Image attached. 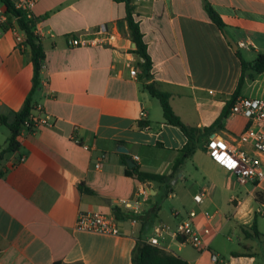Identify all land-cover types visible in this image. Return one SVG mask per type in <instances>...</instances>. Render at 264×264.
<instances>
[{"label": "crops", "instance_id": "crops-1", "mask_svg": "<svg viewBox=\"0 0 264 264\" xmlns=\"http://www.w3.org/2000/svg\"><path fill=\"white\" fill-rule=\"evenodd\" d=\"M205 3L218 12L224 28L210 19ZM133 4L152 60L149 80L141 77L132 53L124 3L36 0L32 15L44 67L31 105L42 104L52 115V125L23 127L18 149L0 163L4 171L0 264H132L139 222L132 225L119 219L118 234L75 228L79 211L113 213L119 198L137 199L140 214L149 212L144 240L156 224L174 226L194 210L197 229L211 227L210 233H202L205 248L199 250L167 234L159 239L164 249L191 264H264V244L260 247L258 239L245 238L242 231L254 219L259 231L264 178L239 182L205 148L214 134L226 141L238 135L246 118L227 116L220 129L202 137L194 154L173 174L187 138L180 128L163 121L159 101L143 88L144 83L155 82L169 93L171 107L184 123L210 125L236 89L241 60L251 62L257 53H264V0H134ZM102 23L115 34L112 45L70 43L84 29ZM12 27H17L16 19L7 13L0 39V117L7 121L22 108L33 77L30 50L19 47ZM239 42L248 46L238 47ZM242 88L239 97L264 99V72L246 78ZM142 110L144 116L139 115ZM7 137L8 128L0 124V151ZM128 159L144 171L173 174L167 197L183 210L173 208L160 217L155 205L164 197L165 185L126 175ZM81 183L93 193L82 191ZM204 190L202 201L196 203L193 196ZM211 205L212 214L205 211ZM220 211L217 228L212 222ZM229 223L230 231L240 232L237 243H223L217 237ZM211 254L218 261L211 260Z\"/></svg>", "mask_w": 264, "mask_h": 264}, {"label": "built area", "instance_id": "built-area-1", "mask_svg": "<svg viewBox=\"0 0 264 264\" xmlns=\"http://www.w3.org/2000/svg\"><path fill=\"white\" fill-rule=\"evenodd\" d=\"M15 9L22 11L26 18L32 19V9L36 0H10ZM5 5L0 0V39L3 34L2 25L6 22ZM16 19V17H15ZM14 38L19 47H25L24 33L17 26L11 29ZM34 32L37 31L34 28ZM115 34L105 23L98 25L96 28H86L80 34L73 37L70 43L73 46H93L98 44L112 45ZM245 42H239L238 47H247ZM44 63H42V69ZM41 69V70H42ZM136 70L131 69V74L136 75ZM240 114L246 118L244 129L236 136L226 141L220 135H213L205 142V148L208 155L213 161L222 165L226 170L236 174L239 182H257L264 178V99L238 97L231 106L228 116ZM140 116H144L145 112H139ZM52 115L47 112L42 104H36L30 111L24 122V127L33 130L40 126H51ZM138 157L135 156V159ZM24 157H20L22 161ZM144 192V191H142ZM205 190L195 194L193 200L196 203L202 201ZM114 208H123L132 217L127 220L135 225L138 218L135 215L140 214L139 201L137 199L130 200L119 198L114 201ZM175 214H177L175 212ZM196 216L194 210H190L186 217L178 221L174 226L167 223H159L153 227V233L146 239L150 244L161 246L160 238L164 235H170L181 243H187L201 250L205 248L202 239V233L211 232V227L206 225L202 232L199 231L193 221ZM206 218L211 220L212 216L206 214ZM119 219L113 213H101L93 211H79L75 222V228L85 231L118 234ZM162 247V246H161ZM211 260L218 261L216 254H211Z\"/></svg>", "mask_w": 264, "mask_h": 264}, {"label": "trees", "instance_id": "trees-1", "mask_svg": "<svg viewBox=\"0 0 264 264\" xmlns=\"http://www.w3.org/2000/svg\"><path fill=\"white\" fill-rule=\"evenodd\" d=\"M5 5V12L16 17V23L19 29L24 33V44L30 50L31 61L33 64V77L32 88L28 93L23 106L20 110L16 111L10 121L6 118L0 117V124L8 128V137L5 146L0 151V163L4 157L12 152H15L19 143L17 136L24 127V122L27 119L30 111L32 110L31 100L33 92L39 87L41 82V69L44 61V51L41 45L40 37L34 32L35 23L34 19L26 18L25 14L14 8L10 0H1ZM122 2L125 6L124 21L126 24V31L128 37L134 43L132 53L137 58V67L139 68L140 75L143 79L149 80L152 78V60L147 50V44L143 38V33L140 29L139 21L136 19L134 13V0H114ZM204 8L210 19L220 28H224L225 23L218 12L208 3L204 4ZM264 72V53H257L255 58L249 62L241 60V75L239 77L237 86L233 94L226 100L218 117L207 126L197 127L184 123L181 118L174 112L171 107L169 93L161 90L155 82H147L143 84V88L149 93L151 97L156 98L161 106L163 121L165 123L177 126L187 138L186 143L180 150V156L173 167V174L176 173L185 160L190 158L196 151L199 142L203 136H208L222 127L223 120L228 116L231 106L240 95L242 84L246 78L252 79L255 75ZM4 171H0V176ZM125 174L132 176L139 181H157L165 185L164 197H167L170 191V180L173 174L164 176L142 170L137 164L128 166ZM79 188L86 193H93V191L81 184ZM156 211L159 210V204L155 205ZM113 212L118 219H128L134 215L129 212H123L119 208H114ZM147 214L149 212L135 215L140 224V235L132 250L131 259L132 264H191L182 257L168 252L161 246L153 245L142 239V235L146 233L150 227V221ZM245 238L260 239L264 234L257 230L255 219L248 229L242 228Z\"/></svg>", "mask_w": 264, "mask_h": 264}, {"label": "rangeland", "instance_id": "rangeland-1", "mask_svg": "<svg viewBox=\"0 0 264 264\" xmlns=\"http://www.w3.org/2000/svg\"><path fill=\"white\" fill-rule=\"evenodd\" d=\"M245 89H246V86H243L242 91H244ZM158 204L160 206V209H159V216L160 217H162L161 215H168L173 208H177V209H182L183 210V207L178 206L179 204L177 202H175L174 200H172L171 198H168V197H163L159 201ZM205 211L210 213V214H212L215 211V207L211 205L210 207H207L205 209ZM222 215H223L222 211H220V212H218L216 214V216L214 217L213 222H212V225L214 227L218 228V226L221 223ZM258 221H259L258 229H259L260 233L264 234V215H262V216L260 215L258 217ZM230 223L226 227L222 226L221 229L219 230V233H218L217 237L223 243H229V241L237 243V239H238V236H239L240 232H239V230L230 231L228 229L229 225H231ZM258 240H259L260 247H263V244H264L263 236H261V238L258 239Z\"/></svg>", "mask_w": 264, "mask_h": 264}, {"label": "water", "instance_id": "water-1", "mask_svg": "<svg viewBox=\"0 0 264 264\" xmlns=\"http://www.w3.org/2000/svg\"><path fill=\"white\" fill-rule=\"evenodd\" d=\"M227 39H228V41L231 43V45L233 46V48L234 49H236L237 48V45H236V43L229 37V36H227ZM134 45V44H133ZM122 151H125V150H122ZM127 162H128V164H129V166H133L135 163L133 162V161H131V160H127Z\"/></svg>", "mask_w": 264, "mask_h": 264}]
</instances>
